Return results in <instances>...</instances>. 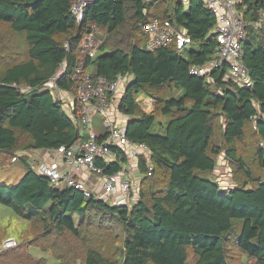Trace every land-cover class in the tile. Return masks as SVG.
I'll return each mask as SVG.
<instances>
[{
	"label": "trees",
	"instance_id": "1",
	"mask_svg": "<svg viewBox=\"0 0 264 264\" xmlns=\"http://www.w3.org/2000/svg\"><path fill=\"white\" fill-rule=\"evenodd\" d=\"M73 2L0 0V23L24 37L26 53L19 61L8 49L11 64L0 71V152L5 153L0 161L21 159L26 168L17 185L0 184V205L27 223L19 245L1 251L0 264H47L29 251L32 246L58 264H231L230 245L264 264V0H240L237 6L249 22L243 50L252 88L225 80V67L209 79L190 74L192 65L213 59L218 47V17L204 0H97L87 7L82 24L70 13ZM155 19L178 26L192 46L147 50L145 28ZM93 24L103 45L87 64L108 80L133 76L120 110L131 118L128 138L152 152L154 171L143 178L139 200L131 207L56 186L31 169L26 153L71 146L79 139V127L42 87L66 59L72 69ZM70 84L69 76L58 81L63 89ZM165 91L173 95L163 96ZM141 94L156 99L152 112L142 110ZM246 137L257 140L250 158L262 175L244 155V144L252 139ZM222 153L235 166L234 188L227 191L208 177ZM126 161L120 156L109 166L103 159L97 164L114 173ZM140 169L147 174L144 161ZM75 216L81 226L98 221L100 228L112 230L116 223L123 233V258L105 255L92 241L80 254H68L61 237L82 238ZM8 236L1 227L0 243Z\"/></svg>",
	"mask_w": 264,
	"mask_h": 264
},
{
	"label": "built area",
	"instance_id": "2",
	"mask_svg": "<svg viewBox=\"0 0 264 264\" xmlns=\"http://www.w3.org/2000/svg\"><path fill=\"white\" fill-rule=\"evenodd\" d=\"M96 1L74 0L70 13L78 24L85 21L87 7ZM204 1L218 17V25L215 29L218 47L213 59L203 65H192L189 69L190 74L209 79L214 71L225 67L227 69L225 80L252 88L253 82L249 69L244 63L243 50V40L247 36L249 22L238 10L239 3L237 0ZM261 25L262 22L257 24L258 27ZM145 30L148 33L146 49L149 51L171 45H176L179 50L192 46L191 37L169 20L155 19L146 26ZM100 34V29L95 24L91 25L90 32L78 46L79 59L72 69L68 71L70 66L66 59L42 87L43 90L51 91L61 104L69 101V108L65 110L80 129L79 139L71 146L47 150L56 155L55 159L38 162L31 160L29 164L38 175L49 178L56 186L70 187L82 193L86 199L103 201L112 206L131 207L139 197L138 199L131 197L135 185L130 162L134 160L140 165L144 161L148 170L145 175L150 176L154 171L152 152L147 144L130 140L127 136V125L122 126L117 120L118 112L124 115L120 110V98L124 94L120 91V85L129 84L132 75L120 74L115 80H108L90 71L91 66L87 63L98 56L103 45ZM65 46L70 50L69 43ZM68 76L71 79L70 87L68 89L59 87L58 81ZM137 101L143 111L148 113L154 110L156 102L154 97L141 94ZM98 114L104 117L105 132L95 130L94 117ZM58 156L61 157V161H58ZM120 156L127 159L123 162L120 171L106 173L105 166L97 164L98 159H103L109 166ZM12 161L16 162V158ZM81 173L101 177V189L93 190L86 180L77 176ZM18 245L19 241L15 237H8L2 242L3 250Z\"/></svg>",
	"mask_w": 264,
	"mask_h": 264
},
{
	"label": "rangeland",
	"instance_id": "3",
	"mask_svg": "<svg viewBox=\"0 0 264 264\" xmlns=\"http://www.w3.org/2000/svg\"><path fill=\"white\" fill-rule=\"evenodd\" d=\"M237 2L239 3L240 0H237ZM8 49L15 50V54L19 55L18 56L19 61L24 59L26 53H23L22 51H25V39L22 35L14 34L8 25L0 23V71L5 67H7V65L11 64L10 62H7V58H10V54L7 52ZM95 68H96L95 65H91L90 68L91 73L95 70ZM131 81H133V76L130 77L129 83ZM127 85L126 84L120 85L121 87L124 86L123 92H125ZM162 95L171 96L173 95V93L171 91H165L164 93H162ZM62 104L64 109L69 108L68 100L67 102H64ZM118 114H119L117 118L118 123L121 124L122 126L127 125V123L129 122V117L126 114L123 115L121 112H118ZM103 122H104V117L102 115L98 114L94 117L95 130L97 132L106 131ZM161 133H163L162 129H161ZM246 138L249 141L251 138L252 139L247 147L246 144H244V147L246 148V153H244V155L246 159L249 161L250 165L253 167V169L257 172V174L262 175V171H259L257 169V162L251 160L250 158L251 155H254L252 148L255 145H257V140H255L254 137L251 138L246 137ZM1 153L5 154L4 152H0V155ZM20 154H22V152H20ZM20 156H18V158ZM34 161L37 162L36 160ZM232 170H234V167H232ZM25 173H26V168L23 162L21 161V159H18V161L16 162H11L9 157V159H3L2 161H0V184L15 186L22 180ZM142 174H143L142 177L145 178L146 176L145 173ZM230 176L232 177L231 173L225 174V171L223 169L217 168L208 177L210 178V180L218 183L221 186L222 191H227L230 188H234ZM131 197L133 199H138V197H140V189L137 190L136 188L134 192H132ZM75 220L81 229L82 238L81 240H79V238L78 239L73 238V240H69L67 238L61 237L60 242L61 244L62 242L64 243L66 250H68L67 251L68 254H71L72 256L75 253L80 254L81 250L84 249V247L87 248L89 246L90 241H92L91 245L101 250L105 255L111 257H117L119 259L123 258L122 244L119 242V240L123 238V233L121 232V229L118 227L116 223H114V227L111 230L109 226L100 228L99 227L100 223L98 221H95L94 224H91L90 226H88L86 223H83L81 226V218L75 216ZM26 224H27L26 221L18 217L11 208L0 205V228L1 227L5 228L8 235H10L8 237L19 238L22 230L26 227ZM66 242H69L70 246L67 247ZM1 251H3V248H2V244L0 243V253ZM29 251L36 258L46 259L48 262L47 264H58V261L54 259L49 253L44 252L37 247L32 246L29 248ZM229 254L231 256L230 258L231 264H255L254 261L249 260V258L242 255L241 251H239L235 245H230ZM191 261H192V257H191Z\"/></svg>",
	"mask_w": 264,
	"mask_h": 264
},
{
	"label": "crops",
	"instance_id": "4",
	"mask_svg": "<svg viewBox=\"0 0 264 264\" xmlns=\"http://www.w3.org/2000/svg\"><path fill=\"white\" fill-rule=\"evenodd\" d=\"M123 89H124V87L120 88V91L122 93H124ZM26 153L29 157V163L33 159L38 162L41 160H53L56 158V155L53 152H51V153L48 152L47 149L46 150L45 149H43V150H31V151L26 152ZM57 159H58V161L62 160L60 156H58ZM130 164H131L130 169H131V174H132L133 182L135 185V189L137 188V190H139L140 186L142 184V180H143V177H142L143 174L141 172L140 165L138 162H136L134 160L131 161ZM232 167H235V166L231 163L230 160H228L226 158L225 154L222 153L218 158V163H217L216 169L221 168L225 171V174H229V173L232 174ZM230 168H231V170H230ZM77 176L86 180L88 182L89 186L93 188V190H100L101 189V184H102V178L101 177H99L97 175L96 176L95 175H89L86 173L77 174ZM228 180H230V179H228ZM231 180H232V185H234L233 177H231Z\"/></svg>",
	"mask_w": 264,
	"mask_h": 264
},
{
	"label": "water",
	"instance_id": "5",
	"mask_svg": "<svg viewBox=\"0 0 264 264\" xmlns=\"http://www.w3.org/2000/svg\"><path fill=\"white\" fill-rule=\"evenodd\" d=\"M130 121H131V120H130ZM130 121H129V122H130ZM129 122H128V123H129Z\"/></svg>",
	"mask_w": 264,
	"mask_h": 264
}]
</instances>
